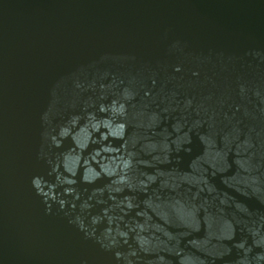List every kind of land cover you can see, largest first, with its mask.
Returning <instances> with one entry per match:
<instances>
[{"label":"water","instance_id":"95a60500","mask_svg":"<svg viewBox=\"0 0 264 264\" xmlns=\"http://www.w3.org/2000/svg\"><path fill=\"white\" fill-rule=\"evenodd\" d=\"M0 264H264V0H0Z\"/></svg>","mask_w":264,"mask_h":264}]
</instances>
